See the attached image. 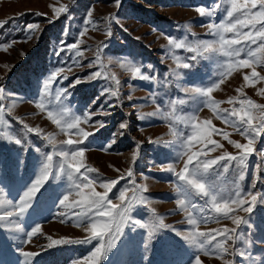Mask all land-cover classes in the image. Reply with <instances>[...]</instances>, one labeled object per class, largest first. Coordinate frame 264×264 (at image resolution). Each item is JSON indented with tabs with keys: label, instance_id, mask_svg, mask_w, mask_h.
Here are the masks:
<instances>
[{
	"label": "rangeland",
	"instance_id": "374dc122",
	"mask_svg": "<svg viewBox=\"0 0 264 264\" xmlns=\"http://www.w3.org/2000/svg\"><path fill=\"white\" fill-rule=\"evenodd\" d=\"M219 3L221 0H121L117 7L115 0H0V22L7 21L0 27V45H3L0 46V87L5 96L0 101L4 113L0 123V137H3L0 138V174L7 186L6 200L18 201L19 195L38 175L47 154L53 153V172L57 171L60 157L55 151L59 150L60 142L81 139L72 132H61L48 118L47 111H55L62 104L77 115L86 111L92 115V120L80 127L95 133L90 142H86L84 162L97 170L91 174L98 181L96 191L105 190L100 181L118 179L109 197L113 203H119L116 199L119 191L130 182L143 186L146 190L137 195H143L147 204L134 205L133 219L155 223L162 217L164 223L171 226L159 230L147 251L144 248L147 229L125 227L124 236L101 264H191L197 254L202 264H224L226 260L245 264V258L238 254L241 251L246 255L250 253L256 264H261L264 261V204H258L251 214L236 212L241 216L250 215L251 226H242L244 237L235 244L232 240L226 241L229 253L205 255L183 239L191 226L176 203L175 176L162 170L170 163L177 171L183 167L178 153L190 128L177 117L196 116L195 122L200 124L201 130L210 132L211 139L222 145L210 153L213 157L224 151L233 154L239 151L223 138V132L232 140L247 143L245 137L218 118L213 108L201 106L194 112L196 102L182 91L184 87L206 86L216 79L222 70L219 65L223 58L190 61L194 53L187 47L177 49L169 44V38L182 40L187 45L197 40L216 39L207 25L219 23L226 13L217 10L212 17H202L196 9L204 7L206 11H213ZM61 8L67 11H58ZM27 25L36 27L29 31ZM74 44L80 55L76 54V49L70 50ZM98 51L101 55L97 61ZM185 62L194 67L177 69L178 63ZM133 66L141 67V73L135 77L131 71ZM254 66L256 72L264 76V64ZM61 68L64 71L53 82L51 96L43 100L45 109H39L36 102L41 100L43 81ZM96 72L100 73L98 78L86 79ZM251 72V68L237 67L223 79L211 94L214 100L223 102L215 106L217 109L238 108L240 100L247 98L264 104V93L260 91L264 89V80H254ZM246 74L249 75L247 81ZM145 75L150 79L141 78ZM64 76L67 79H63ZM78 78L82 82L69 87ZM58 89H68L70 95L66 98L62 95L61 101H56ZM113 91L118 92V96H112ZM230 98L235 99L230 103ZM180 99L187 102L177 104L173 111L171 101ZM98 120L106 126L97 132L95 122ZM205 121H210L212 126L222 130L221 133H212ZM121 123H126L127 128L121 130ZM24 125L39 132H29ZM17 138L22 140L20 145L14 143ZM50 139L56 143L55 150ZM200 146L196 143L192 150ZM254 147L256 152L249 158L245 179L240 182L244 193L251 188L255 166L264 158V134ZM17 160L22 162L20 167ZM130 168L133 175L127 177ZM258 175L261 179L251 190L264 193V170ZM121 176L125 178L119 179ZM236 176L230 168L216 181L218 188L233 189ZM66 186V176L49 177L24 216L10 217L22 225L23 232L14 230L7 222H0L4 224L0 228V258L6 264L23 260L18 248L38 253L33 264H73V261L83 262L89 257L98 240L49 247L51 240L62 237L72 240L89 237V232L85 231L87 223L78 226L72 218L79 210L65 209L59 204L67 194L64 192ZM78 198L75 192L69 196L70 201ZM13 210L5 204L0 206V215ZM37 224L40 230L28 243H22L27 239L26 232ZM234 226L228 219L199 224L201 231Z\"/></svg>",
	"mask_w": 264,
	"mask_h": 264
},
{
	"label": "snow or ice",
	"instance_id": "6c2138e0",
	"mask_svg": "<svg viewBox=\"0 0 264 264\" xmlns=\"http://www.w3.org/2000/svg\"><path fill=\"white\" fill-rule=\"evenodd\" d=\"M120 3L121 0H115L117 7ZM217 10L225 12L226 15L219 23L210 22L207 25L210 33L216 39L197 40L193 44L187 45L182 40L176 41L169 38V44L177 49L187 47L188 51L194 53L190 57V61H196L198 58L211 59L217 56L223 58V62L219 65L222 70L217 74L216 79L211 80L206 86L184 87L182 91L188 99L196 102L194 112L198 111L201 106L213 108L217 112L218 118L223 119L226 124L231 125L235 131L245 137L247 143L232 140L227 132H223V138L239 151L235 154L224 151L222 154L213 157L210 153L215 152L222 145L211 139L210 132L201 130L200 124L195 122L196 116L177 117V120H181L190 128L186 139L180 143L182 150L178 153V159H183V167L177 171L175 165L170 163L162 170L171 172L175 176L174 191L178 196L176 203L185 212L187 223L191 226L188 234L184 235L183 239L193 245L198 252H203L205 255L219 253L223 256L229 253L226 241L232 240L235 244L236 241L244 237L242 226H251L250 215L241 216L237 215L236 212L242 211L245 214H251L258 204H264V193H253L251 190L255 189L257 181L261 179L258 173L264 170V158L255 166L250 190L244 193L240 186V182L245 179L249 158L256 152L254 144L264 134V104H256L253 100L247 98L240 100V107L238 108L233 107L231 110L217 109L215 106L223 102L214 100L211 94L214 89L219 87L223 79L237 67L251 68L250 75L254 80H264V76L257 73L254 66L264 64V0H221V3L217 4L213 11H206L204 7L196 9L202 17H212ZM58 11H67V9L61 8ZM88 15L91 16V12ZM6 23L7 21L0 22V27ZM35 27V25H27V30L31 31ZM83 34V32L80 33L81 36ZM108 34L111 35V32ZM228 34H231V36ZM71 49H76V45H71ZM76 54L80 55L79 49H76ZM100 55L101 53L98 51L96 54L97 61L100 59ZM242 56L243 58H241ZM129 63L131 64V62ZM148 67L151 68L152 66L149 65ZM192 67L194 65L190 62L177 64V69ZM63 71V68L57 69L43 81L41 100L36 102L39 109H45L43 100L51 96L52 84ZM131 71L135 77L141 73V67L133 66ZM165 75L167 76V74ZM176 75L179 76V72H176ZM99 76L100 73L96 72L86 79L90 81ZM141 78L150 79L146 75ZM63 79H67V76H64ZM151 79L154 80L155 77ZM244 79L247 81L249 75L246 74ZM81 82L78 78L69 87H75L76 84ZM239 91L237 89V92ZM260 91L264 93V89ZM62 95L65 98L70 95L68 89H58L55 100L61 101ZM111 95L118 96V92L113 91ZM4 99V89L0 87V101ZM234 99L230 98L229 102L231 103ZM186 102L185 99L172 100L173 111H175L177 104L183 105ZM255 112H258L259 115H254ZM47 116L59 127L61 132H72L81 139H67L60 142L59 150L55 151V155L60 157L55 173L53 172V153L47 154L39 168L38 175L27 186L22 195H19L18 201L6 200L5 188L7 186L4 184L3 175L0 174V206L7 204L14 209L0 215V222H7L14 230L23 232L22 225L11 220L10 217L24 216L36 201L41 188L49 180V177L60 179L66 176L67 186L64 192L67 194L63 195L62 199L59 200V204L65 209L79 210L72 214V218L78 226L87 223L85 231L89 232V237L83 240H72L67 237H62L59 240L49 238L51 240L49 247L60 244L91 243L93 240H98L99 243L89 254V257H85L83 262L73 261V264H101L107 254L116 248L117 241L124 236L125 227L135 230L139 226L141 229H147L146 240L144 241V248L147 251L159 230L171 226L166 225L162 217L155 223H142L140 219H133L132 210L134 205L147 204V200L143 195H137L138 192L146 190L143 186L130 182V185H126L119 191L116 197L119 203H113V200L109 197V193L119 182L118 179L100 181V186L105 190L103 192L96 191L95 185L98 181L91 174L97 170L84 162L86 142H90L95 133L88 132L80 127L82 123H89L92 120V115L87 111L82 115H77L61 104L55 111H47ZM3 120V107L0 106V123ZM95 123L97 132L106 126L103 121L98 120ZM205 123L209 124L212 133H221L222 130L212 126L210 121H205ZM24 128L29 132H39L38 129L29 128L28 125H24ZM119 128L121 130L126 129L127 124L121 123ZM123 134V131H121L120 135ZM8 139L11 141V136ZM49 142L53 144L55 150V141L50 139ZM113 142H115V134H113ZM14 143L20 145L22 140L17 138ZM196 143L201 146L198 150L193 151L192 147ZM108 147L110 148L111 145L109 144ZM135 158L136 156L133 154V160ZM16 163L18 167L22 165L20 160H17ZM230 168L237 173V176L234 188L226 191L218 188L216 181L228 173ZM132 175L133 172L130 168L127 171V177H132ZM124 178L121 176L119 179ZM73 192L79 198L70 201L69 196ZM152 212L155 213V210L152 209ZM61 215L63 216L64 213H61ZM221 219L231 220L235 226L209 231H201L199 228L200 223L218 222ZM3 227L4 224L0 223V228ZM39 230L40 225H35L30 231L26 232L27 239L23 240L22 243H28ZM171 230L176 232L177 235H181L176 229L172 228ZM105 237H107V241ZM18 251L23 260L18 261L17 264H33V258L38 255L36 252L24 251L23 248H18ZM233 254H236L234 249ZM238 254L245 258V264H248L249 261H251V264H256L250 253L246 255L245 252L241 251ZM0 264H6V262L0 258ZM191 264H202L198 254L191 261ZM224 264H233V262L226 260ZM261 264H264V261H261Z\"/></svg>",
	"mask_w": 264,
	"mask_h": 264
}]
</instances>
